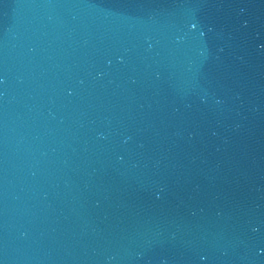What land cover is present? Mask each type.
<instances>
[{
    "label": "water",
    "instance_id": "1",
    "mask_svg": "<svg viewBox=\"0 0 264 264\" xmlns=\"http://www.w3.org/2000/svg\"><path fill=\"white\" fill-rule=\"evenodd\" d=\"M0 264H264V0H0Z\"/></svg>",
    "mask_w": 264,
    "mask_h": 264
}]
</instances>
